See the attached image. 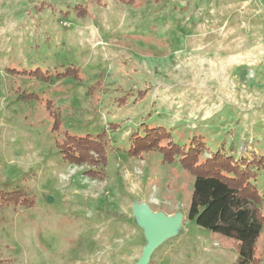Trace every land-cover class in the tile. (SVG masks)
I'll return each instance as SVG.
<instances>
[{"label":"rangeland","instance_id":"obj_1","mask_svg":"<svg viewBox=\"0 0 264 264\" xmlns=\"http://www.w3.org/2000/svg\"><path fill=\"white\" fill-rule=\"evenodd\" d=\"M92 1L0 0L1 264H136L140 206L181 219L147 264H234L186 218L193 178L126 151L162 127L183 150L199 137L201 158L260 156L250 182L264 197V0ZM67 67L82 81L57 79ZM36 68L49 82L10 72ZM28 94L52 101L60 131H104L103 164L64 161ZM12 190L32 205L5 206ZM257 255L264 264V231Z\"/></svg>","mask_w":264,"mask_h":264},{"label":"trees","instance_id":"obj_2","mask_svg":"<svg viewBox=\"0 0 264 264\" xmlns=\"http://www.w3.org/2000/svg\"><path fill=\"white\" fill-rule=\"evenodd\" d=\"M132 1L120 0L124 4H132ZM10 72L41 83H47L51 78L47 70L39 68L20 72L11 69ZM55 72L57 79L73 78L75 81H82L80 71L76 68L67 67L63 72ZM27 96L40 103L51 120V131L56 136L54 142L64 161L103 164L107 145L103 141L104 131L83 136L60 131V115L54 110L52 101L42 95ZM141 132L132 136L127 156L142 158L143 154L157 152L162 157V163H176L193 178L187 220L206 231L220 249L232 251L236 255L234 264H260L257 246L264 231V197L250 182L253 176L250 169L255 165H262L263 158L259 156L256 159L253 156L250 161L242 158L235 160L231 156H224L220 151L208 158H201L204 146L197 136L192 137L187 149L183 150L171 140L164 141L167 134L162 127H148ZM3 192L2 203L5 206L32 205L21 192Z\"/></svg>","mask_w":264,"mask_h":264},{"label":"water","instance_id":"obj_3","mask_svg":"<svg viewBox=\"0 0 264 264\" xmlns=\"http://www.w3.org/2000/svg\"><path fill=\"white\" fill-rule=\"evenodd\" d=\"M51 201V198H48ZM138 224L144 231L146 246L136 264H147L153 251L164 241L173 236L174 229L180 224L179 217H167L162 213H153L147 207L135 210Z\"/></svg>","mask_w":264,"mask_h":264},{"label":"crops","instance_id":"obj_4","mask_svg":"<svg viewBox=\"0 0 264 264\" xmlns=\"http://www.w3.org/2000/svg\"><path fill=\"white\" fill-rule=\"evenodd\" d=\"M80 75H81V72H80ZM81 77H82V75H81ZM64 79H69V78H64ZM79 82H81V81H79Z\"/></svg>","mask_w":264,"mask_h":264}]
</instances>
